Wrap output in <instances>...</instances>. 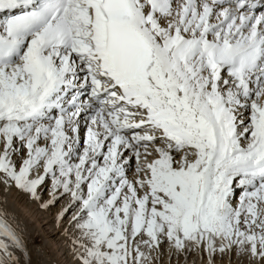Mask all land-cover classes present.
I'll list each match as a JSON object with an SVG mask.
<instances>
[{
	"label": "snow or ice",
	"instance_id": "1",
	"mask_svg": "<svg viewBox=\"0 0 264 264\" xmlns=\"http://www.w3.org/2000/svg\"><path fill=\"white\" fill-rule=\"evenodd\" d=\"M0 186L72 264H264V0H0Z\"/></svg>",
	"mask_w": 264,
	"mask_h": 264
},
{
	"label": "bare ground",
	"instance_id": "2",
	"mask_svg": "<svg viewBox=\"0 0 264 264\" xmlns=\"http://www.w3.org/2000/svg\"><path fill=\"white\" fill-rule=\"evenodd\" d=\"M131 175L132 173H130ZM2 190H0V201L6 200L4 206L15 216L16 221L23 229L32 252L33 264H72L69 244L65 236L61 234L63 228L57 222V214L63 208L65 201L62 199L55 206L47 209L42 207L41 201H36V204L37 202L39 203L36 209L34 206L30 208L22 198H16V200L12 199V202L16 203L17 207H15ZM48 200L49 194L46 191L45 195L42 196V201ZM66 225L67 218L64 222V227ZM193 260L198 264L196 257H189L190 262ZM157 264H160V262H157ZM162 264H176L175 258L169 259L167 263L164 261Z\"/></svg>",
	"mask_w": 264,
	"mask_h": 264
},
{
	"label": "rangeland",
	"instance_id": "3",
	"mask_svg": "<svg viewBox=\"0 0 264 264\" xmlns=\"http://www.w3.org/2000/svg\"><path fill=\"white\" fill-rule=\"evenodd\" d=\"M3 189V190H2ZM0 190H2L3 192H5L6 194L5 195H7V198L9 199V200H11V203L15 206V207H17L16 206V203H14V202H12V199H15L16 200V198H22L23 200H25L26 201V204H28L29 206H30V208L31 207H35L36 209L38 208V205H39V203L37 202V204H36V201H34V200H31L27 195H25V194H23V193H20V192H18L17 190H15V189H13V190H11V191H8V190H6V189H4V187L3 186H0ZM11 192V193H10ZM45 193H46V191L43 193V195L42 196H44L45 195ZM15 196V198H13ZM18 196V197H17ZM25 198H27V199H25ZM29 201H30V203H29ZM34 201V202H33ZM57 204V203H56ZM55 204V205H56ZM54 205V206H55ZM39 210V209H38ZM67 218V217H66ZM66 220V219H65ZM65 227H67V225L65 226ZM162 248H164L165 249V252L167 253V249H166V247L164 246V245H162L161 246ZM169 255L167 254V257H166V255L161 259V260H159L158 262H160V264H162L164 261H166V263L167 262H169ZM198 264H199V260H198ZM233 264H236V262L234 261V259H233Z\"/></svg>",
	"mask_w": 264,
	"mask_h": 264
}]
</instances>
